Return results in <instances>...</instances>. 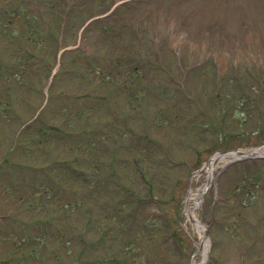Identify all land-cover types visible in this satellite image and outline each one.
<instances>
[{"label":"rangeland","instance_id":"374dc122","mask_svg":"<svg viewBox=\"0 0 264 264\" xmlns=\"http://www.w3.org/2000/svg\"><path fill=\"white\" fill-rule=\"evenodd\" d=\"M66 2L72 5V12L66 18L61 16L62 6L55 12L49 8L48 12L49 31L58 33L63 28L64 33L56 35L57 39L61 37L58 44L52 40L45 44L28 43V49H24L27 44L21 45L19 39H15V46L14 39L0 37V59L3 54L1 62L5 69L17 57L22 62H33L29 50L45 58L48 69H87L85 76L76 77L72 73L58 80L55 91L65 87L68 94L54 104L51 95L48 111L42 104L40 86L44 71L38 58L35 68L27 72L15 66L11 68V76L0 72V101L7 107L0 108V264H83L82 259L112 264L110 256L117 259L125 253L117 251L125 237V221L120 223L117 207L122 205V211L127 213L139 198V202L143 201L137 209L140 216L134 225L135 240L129 243L132 250L139 252L137 246H141L143 258L147 263L151 260V264H193L194 260H203L202 251L199 252L200 234L186 210L188 201L184 196L191 192L193 173L214 153L243 147L256 149L264 144V134L252 132L257 125L254 115L251 118L247 115L246 125L242 127L238 121L243 117L240 110L234 111L231 118H222L226 103V98L222 101V95L226 94L222 91L237 92L236 83L228 82V72L234 69L231 60L237 63L235 69L246 68L247 62L254 64L253 69H264V0H230V3L191 0L179 13L175 9L171 16L163 17L157 11L149 18L138 15L135 8L127 5L116 13L129 22L120 32L115 31L118 20L109 14L116 5L111 7L108 0ZM1 3L0 0V8L11 2ZM163 4L169 12L168 3ZM12 5L18 11V5L10 4L2 18L26 31L24 13L13 16ZM86 20L91 23L84 24ZM138 21L142 24V34L134 30ZM35 24L40 26L36 18ZM105 25L115 30L106 32ZM5 38L7 51L1 53ZM60 49L66 50L61 56ZM141 58L150 67H141ZM115 59L119 60V66ZM90 61L94 65H89ZM160 64L167 69H162ZM89 67L101 69L105 77L115 73L114 83L101 80ZM118 68L126 69L129 74L123 81L122 75L116 74ZM133 69H143L142 77H134ZM181 69H189L187 77H183L185 70ZM193 69L197 70L193 72ZM16 75L25 84H19L13 91L14 85L8 83L16 81L18 78H13ZM179 91L183 102L177 99ZM13 97H16L14 108L7 106ZM38 110L41 116L46 112L49 123L38 120L35 114ZM130 112L137 118L131 116L128 127L138 134L150 133L163 147L148 142L146 145L124 129L122 118ZM153 115L158 116V125L146 126V118L153 119ZM33 116L37 122L18 135L16 131L23 129V119ZM233 127L237 131L228 135L227 131ZM188 131H194L199 151L186 146L191 144ZM259 133L263 135L260 137ZM248 134L250 138L243 139ZM16 139L19 146L14 145ZM164 145L177 151L176 156L185 159L187 165L171 166ZM136 153H144L149 174L154 171L157 174L151 188L134 170L131 158ZM48 160L60 165L52 171L55 179L49 181L38 177L40 172L31 170L33 165H45ZM68 161L85 168L92 180L86 182L66 165L62 167ZM113 171L117 174H112ZM207 175L204 171L200 174L197 186H206ZM130 177L134 182L128 183ZM144 178L149 179L148 174ZM219 182L220 194L217 195L215 184L210 185L195 213L204 223L214 222L205 264H235L241 260L242 249L248 251L246 244L252 235V249L257 250L258 230L254 225L257 216L263 219L260 231H264V158L232 166ZM44 187L50 189V195L45 194ZM153 197H159L160 203L154 202ZM54 205L55 209L51 208ZM91 205L97 217H90L95 220H92L93 234L88 239L96 245L83 254L78 236L89 221L87 208ZM44 220H52V224ZM109 223L120 224L109 232L105 242H98ZM163 223H169L171 228ZM58 232L62 235L60 240L55 237ZM167 233L179 237L183 254L170 240L163 241ZM218 241L222 243L217 244ZM32 249L38 254H31ZM258 254L260 261L254 264H263L261 253ZM137 259L139 264H144V260Z\"/></svg>","mask_w":264,"mask_h":264},{"label":"bare ground","instance_id":"6f19581e","mask_svg":"<svg viewBox=\"0 0 264 264\" xmlns=\"http://www.w3.org/2000/svg\"><path fill=\"white\" fill-rule=\"evenodd\" d=\"M237 156H232V154L230 155H214L212 157V159L207 163V165L204 167L205 170H209L210 176L209 178L211 179V173H212V169H214V164L215 162H219V161H223L224 162L234 159ZM195 182V180H194ZM205 192V187L204 186H200V187H196L194 186V188L192 189V191L187 195L186 200L187 202V211L189 213L190 218L193 220L194 225L196 230L199 232L200 234V249L199 252L202 251L203 254V260L198 261V260H194L193 264H205V258H206V254H207V250H208V239L204 236L205 230H206V225L204 223H202L199 218L196 215V209L201 205L202 203V195ZM203 236V237H202Z\"/></svg>","mask_w":264,"mask_h":264},{"label":"trees","instance_id":"16d2710c","mask_svg":"<svg viewBox=\"0 0 264 264\" xmlns=\"http://www.w3.org/2000/svg\"><path fill=\"white\" fill-rule=\"evenodd\" d=\"M144 1H145V0H136V2H140V3L144 2ZM172 1H173V3H171V1H170V3H171V4H174V5L176 4V5L178 6L179 9H181V8L183 7V6L181 5L182 2H184L183 0H172ZM222 2H228V3H230V0H222ZM148 3H149V4H152V3H154V2H149V1H148ZM133 4H134V2H133ZM158 4L160 5V4H162V3H159V2H158ZM231 81H232V80L229 79V82H231ZM254 84H255V83H254ZM253 86H254V85H253ZM253 86H252V87H253ZM238 99H239L240 101L243 100L242 95H240Z\"/></svg>","mask_w":264,"mask_h":264}]
</instances>
